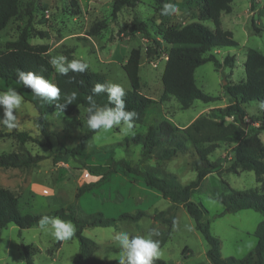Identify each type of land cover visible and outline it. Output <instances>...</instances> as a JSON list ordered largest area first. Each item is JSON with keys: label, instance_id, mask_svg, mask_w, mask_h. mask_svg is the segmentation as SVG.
I'll return each mask as SVG.
<instances>
[{"label": "rangeland", "instance_id": "obj_1", "mask_svg": "<svg viewBox=\"0 0 264 264\" xmlns=\"http://www.w3.org/2000/svg\"><path fill=\"white\" fill-rule=\"evenodd\" d=\"M113 1L19 0L17 15L0 31V48L26 28L29 43L49 45V58L62 54L71 60L83 55L89 64L88 69L98 73L106 82L121 84L125 91L131 86L122 64L135 53L139 59L140 92L153 99L154 103L145 109L142 122L134 123L127 134L119 127L100 129L83 145L78 144L87 125L85 109L78 107L66 115L52 107L45 115L48 147L34 122L36 109L22 97V104L16 110L17 127L9 130L0 125V131L9 133L0 137V154L22 151L40 155L42 159L29 170L0 168V186L17 196L18 209L23 214L55 216V213L73 208L77 217L98 212L104 218H114L112 226L83 229V235L96 244L94 255L104 261L118 260L121 255L114 240L117 232L123 230L145 235L148 230L156 229L159 235L153 239L159 241V259L166 264H210L205 254L206 242L182 203L172 197L163 198L159 191L146 186L141 177L117 171L106 182L91 189L84 187L79 195L77 192L79 187L99 178L92 175L86 166L101 170L110 163V159H125L138 167L144 163L154 166L160 174H174L183 185L195 179L193 163L197 156L189 142L167 159L156 157L164 146L161 144L143 161L141 143L132 139L136 134L145 135L150 126L163 119L184 128L200 115L212 116L211 108L228 103L223 85L244 79L246 48L258 49L264 54V0H232L231 12L221 13L220 27L232 32L237 46L220 47L212 54L219 62L225 56L233 55V64L215 68L212 62H205L198 66L194 71L196 86L216 99L208 103L194 99L187 109H180L173 96L163 94L161 73L170 45L159 37V32L199 20L202 1L170 0L178 5L179 12L162 16L155 0H137L134 7H122L112 17ZM134 17L144 23V31L130 29ZM201 22L209 28L214 27L208 19ZM97 24L100 26L96 32L89 34V29ZM36 31L43 35L36 34ZM13 87L17 91L20 89L16 84L0 80V91ZM259 109L257 101L245 104L244 131L248 127L264 126ZM2 117L3 108L0 107ZM214 117L222 119L225 124L232 121V117ZM14 130L26 131L35 141L19 142L12 135ZM259 138L264 144V129L259 131ZM233 145L234 142L230 141L220 142L209 158L224 164ZM227 186L237 190L254 188L257 186L255 174L252 170L211 172L190 199L201 203L207 210L205 218L209 221L211 234L220 241L221 256L242 258L253 251L256 244L253 231L264 215L252 209L220 215L224 206L218 195L228 192ZM137 210L144 211L145 215L137 220L121 216L134 215ZM77 251L78 241L74 234L69 239L58 241L39 225L19 229L10 223L0 229V264H27L26 253L32 264H71Z\"/></svg>", "mask_w": 264, "mask_h": 264}, {"label": "trees", "instance_id": "obj_2", "mask_svg": "<svg viewBox=\"0 0 264 264\" xmlns=\"http://www.w3.org/2000/svg\"><path fill=\"white\" fill-rule=\"evenodd\" d=\"M137 0H114L112 3L111 16L115 17L116 12L122 7H134ZM161 9L164 0H155ZM202 15L197 21L186 23L182 26H171L162 29L159 37L170 45L166 54V60L161 73V84L163 94L173 96L179 104L180 109H187L194 99L208 103L216 97L208 95L200 90L194 80L195 69L205 62H212L215 68L221 65H231L234 61L233 55H227L222 62L212 54L220 47H234L237 42L233 39L232 32L220 27L221 13L231 12L232 0H201ZM19 0H0V31L7 23L17 15ZM251 9L253 2L251 1ZM208 19L212 22L213 28H209L201 21ZM99 24L92 26L88 33L94 34ZM254 29L258 30L256 26ZM131 30L144 31V23L134 17L131 20ZM36 34L43 35L41 31ZM28 30L23 28L14 40L6 41L0 48V80L11 82L19 86V94L31 102L37 111L34 122L46 146H50L48 131L46 128L45 115L56 104L65 103L67 96L76 93V99L61 111L69 115L76 108L85 109L87 123V96L96 83L106 82L98 73L87 69L85 73L70 72L67 76L59 75L49 64V45L31 44L28 41ZM42 37V36H40ZM245 77L237 83L223 85V90L228 98V103L223 107L211 108L212 116L206 114L198 116L188 126L179 128L167 119L161 120L158 124L150 126L145 135L136 134L133 137L135 143H141L142 160L148 159L155 148L164 144L158 150V159H167L181 151L187 142L197 156L193 163L196 173L195 179L187 184H181L174 174H160L154 166L143 164L141 167L130 165L125 159L113 160L104 169L97 170L91 166L86 169L92 175H98L95 182L78 188L77 195L86 189H91L106 182L109 177L119 171L124 175L133 174L141 177L144 184L161 193L163 198L172 197L176 202H181L183 208L193 219L196 230H198L206 242V257L210 264H264V219L255 227L253 235L256 244L251 253L242 258L222 257L220 254V241L211 234L209 221L205 218L207 210L199 202L190 199L192 193L200 185L201 181L211 172L221 173L223 171L238 173L239 171L252 170L255 174L257 186L250 189L237 190L227 186L228 192L218 195L224 206L223 212H236L242 209H252L264 215V144L259 138V131L264 126L248 127L244 131V110L245 104L257 101H264V54L258 49L246 48L245 60L243 63ZM131 89L126 91L124 97L126 107L136 112L134 123H141L145 109L154 100L140 92L139 59L133 53L122 64ZM18 69L31 70L42 74L47 80L58 86L61 90L59 100L48 101L36 97L30 89L25 88L17 82L16 72ZM97 104L104 106L108 104L106 93L94 97ZM264 119V110L259 109ZM232 117L230 123L216 119ZM96 131L84 126V135L80 138L78 145H83ZM8 132L0 131V137L8 135ZM12 135L21 143L31 140L35 141L26 131L14 130ZM230 141L234 145L230 148L228 159L221 162L209 158L218 147L220 142ZM42 156L32 155L24 152H8L0 154V168H18L29 170L34 164L41 160ZM145 215L142 210H137L134 215L122 214L124 218L137 220ZM61 219L71 221L75 225L74 236L78 241V251L75 253L71 264H119V260L104 261L94 255L95 242L83 235V229L90 226H112L114 218H104L98 212L77 217L73 208L67 212L55 213ZM42 215L21 213L18 209L17 196L7 188L0 186V229L13 223L19 229L32 225H39ZM27 264H32L28 258ZM154 264H166L162 259H156Z\"/></svg>", "mask_w": 264, "mask_h": 264}, {"label": "clouds", "instance_id": "obj_3", "mask_svg": "<svg viewBox=\"0 0 264 264\" xmlns=\"http://www.w3.org/2000/svg\"><path fill=\"white\" fill-rule=\"evenodd\" d=\"M160 11L162 16H171L179 12V7L169 0L163 4ZM49 64L62 76H67L70 72L85 73L89 68L83 55L69 60L66 56L58 54L50 58ZM16 79L18 83L30 89L36 97L48 101L49 104L60 98V88L40 73L18 69ZM102 93H106L108 98V104L104 106L98 105L94 99ZM125 96V88L119 83L112 81L96 83L91 89V94L87 96L88 128L95 131L119 127L125 134L130 132L134 127V118L137 114L134 110L127 109ZM22 99L14 87L0 91V107L3 108L0 125L9 130L17 127L16 110L20 108ZM75 99L76 93L73 92L66 97L65 103L56 104L57 109L63 111ZM259 108L264 110V101L259 102ZM38 223L40 229L48 232L58 241L69 239L75 233V225L60 217L44 215ZM158 235L159 232L156 229L148 230L145 235H135L123 230L117 232L114 240L121 251L118 258L119 264H154V261L160 257L159 241L153 239Z\"/></svg>", "mask_w": 264, "mask_h": 264}, {"label": "crops", "instance_id": "obj_4", "mask_svg": "<svg viewBox=\"0 0 264 264\" xmlns=\"http://www.w3.org/2000/svg\"><path fill=\"white\" fill-rule=\"evenodd\" d=\"M214 51H215V52H218V49H215ZM214 51H213V52H214Z\"/></svg>", "mask_w": 264, "mask_h": 264}]
</instances>
